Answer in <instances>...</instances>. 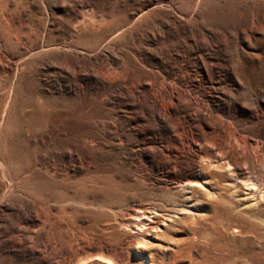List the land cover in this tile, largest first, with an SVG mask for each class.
Listing matches in <instances>:
<instances>
[{"label": "rangeland", "instance_id": "374dc122", "mask_svg": "<svg viewBox=\"0 0 264 264\" xmlns=\"http://www.w3.org/2000/svg\"><path fill=\"white\" fill-rule=\"evenodd\" d=\"M0 264H264V0H0Z\"/></svg>", "mask_w": 264, "mask_h": 264}, {"label": "bare ground", "instance_id": "6f19581e", "mask_svg": "<svg viewBox=\"0 0 264 264\" xmlns=\"http://www.w3.org/2000/svg\"><path fill=\"white\" fill-rule=\"evenodd\" d=\"M148 214H150L151 216H149ZM155 216H159V214L158 213H155V211L152 213V211L150 212V211H146L144 209H139V210L134 211L132 220L135 223H140L139 225H137V227H139V228H145V227H147L146 225H147V222L148 221H150L152 223H155L154 220L152 219V218L155 219Z\"/></svg>", "mask_w": 264, "mask_h": 264}]
</instances>
